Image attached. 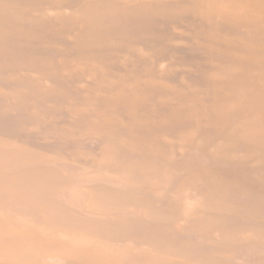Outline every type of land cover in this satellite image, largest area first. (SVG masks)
I'll list each match as a JSON object with an SVG mask.
<instances>
[{
    "label": "rangeland",
    "instance_id": "374dc122",
    "mask_svg": "<svg viewBox=\"0 0 264 264\" xmlns=\"http://www.w3.org/2000/svg\"><path fill=\"white\" fill-rule=\"evenodd\" d=\"M0 192V264H264V0H0Z\"/></svg>",
    "mask_w": 264,
    "mask_h": 264
},
{
    "label": "bare ground",
    "instance_id": "6f19581e",
    "mask_svg": "<svg viewBox=\"0 0 264 264\" xmlns=\"http://www.w3.org/2000/svg\"><path fill=\"white\" fill-rule=\"evenodd\" d=\"M9 19V21L11 20V18H8ZM231 104V103H230ZM229 105V104H228ZM35 180V179H34ZM34 180H32L31 178H29V181H27L26 182V184H30V183H36ZM26 186H28V185H26ZM0 194H2L1 192H0ZM3 195V194H2Z\"/></svg>",
    "mask_w": 264,
    "mask_h": 264
}]
</instances>
